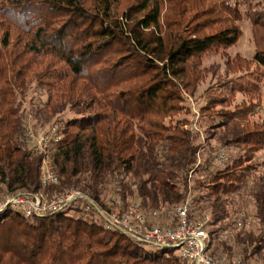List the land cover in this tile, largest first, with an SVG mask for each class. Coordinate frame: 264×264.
<instances>
[{"label": "trees", "instance_id": "obj_1", "mask_svg": "<svg viewBox=\"0 0 264 264\" xmlns=\"http://www.w3.org/2000/svg\"><path fill=\"white\" fill-rule=\"evenodd\" d=\"M246 15L258 45L253 61L264 68V0H0V194L79 188L106 206L111 189L125 202L136 196L146 212L158 209L162 222L191 194L193 211L210 212L221 253L264 264V173L256 166L264 122L250 118L257 103L235 104L229 91L203 106L204 144L188 121L168 122L201 80V56L235 44ZM34 81L47 99L32 114L63 124L49 146L60 184L46 187V156L34 148L23 105ZM68 110L74 115L60 118ZM212 140L237 155L195 167L201 152L209 159ZM246 191L257 224L248 228L247 214L233 208ZM98 217L73 206L42 217L9 207L0 212V264H187L174 248L149 250ZM220 229L233 243L218 239Z\"/></svg>", "mask_w": 264, "mask_h": 264}, {"label": "rangeland", "instance_id": "obj_2", "mask_svg": "<svg viewBox=\"0 0 264 264\" xmlns=\"http://www.w3.org/2000/svg\"><path fill=\"white\" fill-rule=\"evenodd\" d=\"M256 2L257 1H253V6L258 10L260 9V6H257ZM194 23H190L188 25L190 27L187 26L188 31L192 29V24ZM238 26L241 30V35L235 44L227 47H213L201 56V69L203 71L202 78L199 81L197 88L194 90V92L188 91L183 93L184 102L182 103L181 111L174 115L171 119H168V122H172L173 124L185 123L186 121H188L189 124L185 127L191 129L194 135L200 134V140L203 144L206 141V134H204L201 125L202 121L203 123L205 122V124L208 121L207 118L201 119V109L203 106H207L212 100H218V96H229L228 94H225L230 93L229 91H232L234 93L233 102L235 104H239L242 102H252L255 106L257 103L256 109L251 112L252 114L250 115V118L254 121L264 122V110L262 105L264 104V68L257 65L253 61L254 53L258 49V45L254 38L255 28L253 25V20L247 15L243 16L242 19L238 21ZM197 29L201 30L203 29V26L199 24ZM46 99L47 92L45 88L40 86L39 81H34L31 83V87L26 92L23 105L26 108V112H28L27 128H29L30 130V139L31 141L34 140V147H36V149L39 148L40 151L44 152L46 158H49L52 148L47 150V148L44 147V142L42 143V138L44 134H47L45 135V139L47 137L49 139L56 136L61 138L62 133L60 132V128H63V124L60 126L59 124L55 123V119H57L58 117L46 121L44 115L40 114L39 118H37V115L35 116L32 114V111L37 107L42 106L43 102ZM234 103L232 109H235ZM222 108L217 107V109L215 110ZM226 108L228 109V107ZM73 115L74 113L68 110L65 113L61 114L60 118L66 120ZM210 144H212V147H209V149L211 150L209 159L204 160L201 152L195 167L201 164V166H207L209 163V167L213 169L215 165H221L237 155L238 148L234 145L227 147L216 142L215 140H212ZM220 151H225L227 154V159L221 163L217 161V156ZM42 162V164H44V161ZM257 165L259 166L260 172L264 173V149L256 153V166ZM191 175L192 173L190 174V176ZM133 188L135 189L136 187L133 186ZM108 190L109 199V197L111 196V189ZM44 195L47 196V194ZM133 198L137 197L134 196ZM105 199H107V197H105ZM185 199H189L192 201V207L199 204L193 202L194 200L191 194L187 195ZM233 199L236 203L233 207L234 210H237L239 208L241 212H245L247 214L246 217L248 223H246V228L252 226L254 222V226H257L254 219L256 209L249 196V192L246 191L242 192V194H237L233 197ZM181 203L182 201L178 204ZM175 206L176 204L174 205V207ZM171 208L169 210H171ZM201 211L202 213L198 214L202 217L203 220L207 221V217H209V220L206 224L207 230L210 233L214 232L217 227L216 224H213L211 222L212 218L210 212L208 210ZM72 213H75L74 210L72 211ZM233 216L238 217V215ZM163 217L166 218V215ZM98 218L102 223L101 218ZM237 219L239 218H236V220ZM221 230L222 229H220V233H223ZM235 230L236 229H234V231ZM212 238H214V236ZM230 238L231 236L226 239L227 241L224 240V242L233 243L231 241H228L230 240ZM210 244L212 245V248L218 245L217 248L215 247L214 249L216 253L221 254V252H224L222 248L223 245H220V243L216 241V237L215 239H211V235ZM176 254L177 253H175L174 255Z\"/></svg>", "mask_w": 264, "mask_h": 264}, {"label": "built area", "instance_id": "obj_3", "mask_svg": "<svg viewBox=\"0 0 264 264\" xmlns=\"http://www.w3.org/2000/svg\"><path fill=\"white\" fill-rule=\"evenodd\" d=\"M45 135L47 134H44L42 143L44 142V147L49 150V146L55 144L60 138L56 136L45 139ZM226 159V152L220 151L217 161L221 163ZM43 161L40 178L42 185L46 187L51 184H60V178L52 169L49 158L45 157ZM0 196H3L0 197V212L13 207L29 217H42L71 206L80 208L87 213L98 215L106 229L124 233L149 250L174 248L175 253L187 264H257L254 261L246 262L239 255L214 253L210 244V233L206 228L209 217L207 221L203 220L197 212L192 210V201L189 199L176 205L168 220L162 222L164 218L158 209L146 212L142 209L139 199L132 198L125 202L114 190H111L106 206L79 188H68L61 193L43 191L35 193L24 190L0 194ZM242 224L243 221L239 219L237 225ZM222 232L218 235L220 240H226L232 236L230 230Z\"/></svg>", "mask_w": 264, "mask_h": 264}]
</instances>
